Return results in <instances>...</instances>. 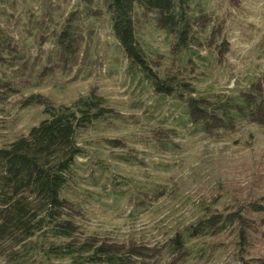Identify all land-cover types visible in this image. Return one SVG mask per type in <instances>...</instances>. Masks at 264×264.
<instances>
[{
    "label": "trees",
    "instance_id": "obj_1",
    "mask_svg": "<svg viewBox=\"0 0 264 264\" xmlns=\"http://www.w3.org/2000/svg\"><path fill=\"white\" fill-rule=\"evenodd\" d=\"M39 1V14L24 0L15 16L19 0H0V115L15 95L75 70L102 68L114 49L120 69L154 93L179 100L201 133L215 137L247 122L264 127V70L242 81L229 69L235 86L224 91L201 90L197 81L206 70L226 69L233 53L229 22L243 0H77L70 10L54 0ZM106 30L113 44L103 41ZM154 32L165 35L166 52L148 40ZM21 104L41 105L48 117L0 148V257L7 263L21 264L27 253L40 252L43 264L53 259L60 264H185L198 252L197 238L230 231L239 244L235 260L264 264V258L250 260L245 254L253 233L264 235V206L255 201L236 202L227 213L210 210L162 245L85 233L81 215L96 199L92 186L104 179L138 208L165 197L167 187L122 177L99 158L93 171L80 161L89 156L80 132L122 118L95 87L70 105H56L40 93ZM156 133L162 147L175 145L167 130ZM106 140L122 146L117 139Z\"/></svg>",
    "mask_w": 264,
    "mask_h": 264
},
{
    "label": "rangeland",
    "instance_id": "obj_2",
    "mask_svg": "<svg viewBox=\"0 0 264 264\" xmlns=\"http://www.w3.org/2000/svg\"><path fill=\"white\" fill-rule=\"evenodd\" d=\"M27 1L39 14L40 1ZM54 1L70 10L77 0L68 6V0ZM23 4L24 0H19L15 16L22 13ZM232 11L229 37L233 53L225 70L197 74L201 90L232 89L236 79L230 82L229 69L235 70L242 81L264 70V0H243L242 10ZM147 38L155 47L167 51V40L161 32ZM103 41H108V45L115 42L108 30ZM108 55L110 58L100 69L75 70L71 76H60L42 87L15 95L6 106V114L0 115L2 148L48 117L41 105L22 106V99L34 93L49 97L56 105H70L95 87L120 112L119 121L98 123L80 132L79 141L89 155L80 161L93 171L99 168L96 158L102 159L114 173L144 184L161 183L167 193L138 208L118 197L106 178L100 186H92L96 199L81 215L85 233L109 241L162 245L193 228L210 210L227 213L236 202L244 206L255 201L264 206V127L247 122L233 132H221L215 137L201 133L189 123L179 100L158 95L148 85L132 80L113 58L114 49H109ZM158 130H167L175 145L162 147ZM107 138L119 140L122 146L108 144ZM253 234L245 250L246 258H264V235ZM193 244L198 252L185 264H244L234 259L239 244L230 231L197 238ZM60 263L53 259L51 264ZM0 264L9 263L0 257ZM21 264H43V256L40 252L27 253Z\"/></svg>",
    "mask_w": 264,
    "mask_h": 264
}]
</instances>
